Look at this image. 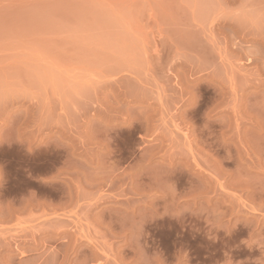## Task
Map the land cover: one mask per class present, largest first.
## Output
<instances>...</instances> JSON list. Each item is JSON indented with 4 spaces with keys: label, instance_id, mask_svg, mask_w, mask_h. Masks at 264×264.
I'll list each match as a JSON object with an SVG mask.
<instances>
[{
    "label": "rangeland",
    "instance_id": "obj_1",
    "mask_svg": "<svg viewBox=\"0 0 264 264\" xmlns=\"http://www.w3.org/2000/svg\"><path fill=\"white\" fill-rule=\"evenodd\" d=\"M234 2L0 0V264H264V40Z\"/></svg>",
    "mask_w": 264,
    "mask_h": 264
},
{
    "label": "clouds",
    "instance_id": "obj_2",
    "mask_svg": "<svg viewBox=\"0 0 264 264\" xmlns=\"http://www.w3.org/2000/svg\"><path fill=\"white\" fill-rule=\"evenodd\" d=\"M226 7L229 10L228 18L233 25L242 30L258 33L264 40V0H235L234 3L228 4ZM260 52L264 54V46L261 47ZM3 182V169L0 166V186ZM144 224L140 226L141 230H143ZM142 264H147V261ZM186 264H188L187 258Z\"/></svg>",
    "mask_w": 264,
    "mask_h": 264
}]
</instances>
